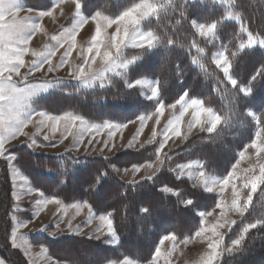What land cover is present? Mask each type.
I'll return each mask as SVG.
<instances>
[{"label": "trees", "instance_id": "16d2710c", "mask_svg": "<svg viewBox=\"0 0 264 264\" xmlns=\"http://www.w3.org/2000/svg\"><path fill=\"white\" fill-rule=\"evenodd\" d=\"M25 2L48 8L52 0ZM137 2L139 0H83L82 8L87 16L99 11L115 17ZM153 2L163 7L143 24L161 38L155 48L127 51L126 55H135L137 59L121 74L105 78L106 86L96 85L90 89L73 79L56 78V88L44 95L41 108L54 114L72 112L91 121L127 122L154 108L155 103L142 99L138 89L127 87L129 80L146 76L157 80L163 103L176 101L187 90L189 97L203 100L205 106L212 107L225 122L218 126L217 133L209 134L204 130L170 152L171 159H165L154 178L139 184L117 174L116 165L129 163L118 157L76 155L70 150L57 154L36 152L27 143L10 149L17 152L21 171L45 195L65 202L84 200L96 212L112 213L117 244L110 243L107 237L90 239L73 233L52 236L45 231L30 235L32 242L46 246L54 257L71 264H106L125 257L147 262L163 235L175 233L178 240L194 236L201 226L199 213L214 208L219 196L185 177H174V167L200 160L207 172L224 176L261 127L255 117L264 120V75L251 80L264 65V48L239 47L247 41V34L240 30L242 23L254 35L264 37V0ZM228 12L233 14L231 18L226 17ZM237 13L242 19L235 18ZM193 19L200 23L220 21L215 37L198 35L190 23ZM168 40L173 43L169 45ZM198 48L203 51H197ZM219 49L229 56L231 75L238 85L252 87L247 97L231 85L214 63L213 56ZM76 82L81 87L75 86ZM250 112L254 115H249ZM153 148L145 147L134 153V162L152 160ZM5 171L0 168V257L11 264H22L8 243L15 205L8 187L4 189L7 186ZM165 186L180 195L161 191ZM188 198L193 204L185 207L182 201ZM142 208H149L150 214H143ZM257 220H264V185L253 194L245 215L238 218L237 224L226 234V243H231L245 224ZM219 264H264V225L251 229L241 248L225 252Z\"/></svg>", "mask_w": 264, "mask_h": 264}, {"label": "snow or ice", "instance_id": "6c2138e0", "mask_svg": "<svg viewBox=\"0 0 264 264\" xmlns=\"http://www.w3.org/2000/svg\"><path fill=\"white\" fill-rule=\"evenodd\" d=\"M75 3V15L79 17L77 23L73 26L71 31H66L61 33L59 36H53L52 39L60 41L69 40V47L63 53L61 59V65L67 63V57L71 56L72 50L75 47L76 33L85 24L88 23L89 19L95 22V34L91 37V45L87 48L86 53L83 51L80 53L84 58L83 61L77 65L75 70H70V75H73L76 79L82 80L85 84L89 81H95L97 79L103 80L106 74L114 69H120L121 71L128 69L129 65L134 63L137 59L134 57L132 60H127L123 56V50L128 46L129 42L136 48L143 50H151L155 48L160 43V37L157 36L152 30L143 31L140 28L141 22L146 18L157 14L163 5H157L153 0H139L137 3H133L130 7H127L115 18L110 16H105L101 12L97 11L90 16H81V9L83 0H74ZM59 6V5H57ZM35 9L30 7H25L23 0H0V157L5 158L8 161L9 167H12V162L16 160L14 155L10 154V149L5 147L6 141L10 138H14L17 133L23 132V127L28 123L32 122L33 115L41 117L40 123L43 124L45 119L52 122V130H58L59 124L63 121L65 124L64 134H72V129L76 128V122L80 121V137L83 136L84 132H96L99 133L102 129L107 128L109 131V136L114 135V129L123 128L125 125L112 124L110 122H105L102 125L92 124L90 126L85 125L84 119L81 116L74 115L73 113L65 112L63 115H50L45 111L36 112L31 108V100L33 97L37 96L40 92L47 91V88L38 85L29 86L27 77L34 71L41 70L44 64L49 65L48 71H53L51 64V56L55 55V52H50L48 55L44 56L42 61L33 60L28 71L24 75V79L21 85H18L13 81L12 75H20V68L25 65L24 56L30 51L27 47L32 39V36L41 30V26L36 23H30L33 20L32 13ZM21 12H26L27 15L20 16ZM54 9L41 10L36 12V18L42 19L46 16H52ZM183 17V13H181ZM231 16V13H229ZM236 19H242L239 13L236 14ZM191 26L195 29L196 33L201 37H208L210 35H215L217 25L220 21H213L212 23H200L196 19L190 21ZM115 25V31L110 35L107 34V29ZM240 30L247 34V41L242 42L239 47L244 48H255L257 45L264 48V37H258L249 31L245 24H241ZM167 43L171 45L172 40H168ZM197 51H203V49L198 48ZM33 57H39L43 55L36 51H31ZM234 55V54H233ZM99 59L103 65L102 69H93L92 65H95ZM214 63L216 66L222 70L224 75L228 78L229 82L233 87H237L238 91L242 93L245 97L252 93V87L250 85H238L236 79L231 77L232 62L229 56L225 52H219L213 56ZM121 74L117 72V75ZM264 75V65L258 69L255 75L251 77L252 81H255L257 77ZM145 81L137 79L134 84H128V87H134L136 85H142ZM103 86V84H101ZM189 93L187 90L183 92L182 95L175 101V103L167 105V107L176 109L179 105L180 112L179 115L175 117L174 120L168 122V126L165 131L171 132L172 135L180 136L181 130L180 125L182 123L183 117L186 113L191 110L192 121L189 124V130L193 126L199 125L202 130H206L209 134L217 133L218 126L225 122V118L218 114L212 107H206L204 101L198 98L189 99ZM150 100H157V107L155 113L157 115V124L159 123V116L163 115L165 104L159 100V85L152 87ZM249 115H254V113H249ZM142 124L145 117H139ZM259 129L255 132V138L251 140L250 144L245 146V149L239 153V159L232 165L231 170L227 171L226 175L222 178L217 179L214 177H209L208 174L203 170L204 164L200 161H190L188 163L177 165L174 171H179V177H183L187 170V175L191 177V170L196 167L199 170V181L198 186L202 187L208 192L218 191L219 195L223 197V194L231 188L232 199L229 203L224 199H220L215 205V209H219V214L217 216L216 222L210 227L205 226V221L201 220V227L196 231V236L204 235L207 239V253L203 257L201 264H216L219 257L222 256L220 251L221 246L225 239V233L219 231V229L227 227L229 231L232 227L237 224V221L232 220L229 222L226 219L228 211H235L241 217L245 215L248 211L249 206L253 200V194L257 191L260 185H264V163H259L260 160L264 159V120L260 117H255ZM155 135V132L153 133ZM187 139V136L184 137ZM44 139L47 140L48 136L45 135ZM169 137L165 135L164 139L160 142L159 148L156 150V160L159 162L160 166H163L164 160L161 159V152L168 142ZM91 143V141H89ZM36 144L35 139L32 140V145ZM54 146V145H53ZM131 145H129L130 147ZM105 147H107V142H105ZM248 148L254 149L255 156L258 161L257 165H253L247 169H244V177L238 176V166L241 161L245 159V153ZM166 159H171L170 156L165 154ZM153 163L149 162L144 165L133 164L132 172H139L142 167H153ZM125 173L128 169L124 170ZM159 171V167L156 168ZM156 171L152 175L142 177L140 181H134L133 184H139L144 180H152L156 175ZM250 174V175H249ZM178 177V178H179ZM243 180L242 184L239 182ZM250 189L249 194L246 199L242 197L240 188ZM161 191L166 193H171L179 196V192L171 187H163ZM41 195H43L41 193ZM49 203H54L60 205L61 201L55 197L46 200H36L37 205L46 206ZM182 204L187 207L193 204L191 198L182 201ZM90 214H92V206L85 203ZM72 207L77 209V214L81 210V205L75 204ZM215 209L207 212H200L199 216L204 218L208 216H213ZM143 214H150L149 208H142L140 210ZM66 214V213H65ZM112 213L107 215H100L98 217L100 224L106 226L107 233L116 238V232L114 229V221L111 218ZM223 221V223H221ZM90 222V221H89ZM258 225H264V220H257L255 223H248L243 226L240 230L239 235L232 239L231 247L227 248V251L232 252L239 250L242 246V242L245 239L246 234L251 230L256 228ZM26 227V224H20L17 228L12 231V246L14 248H19L22 245L17 243V231L19 228ZM47 227V226H46ZM59 225L57 224V228ZM68 227L71 229V221H68ZM44 231L45 229H39ZM97 232H101V226L96 228ZM55 236V233H51ZM23 240V237H19ZM186 240L189 238H185ZM165 241H171L173 243V248L175 247L178 237L175 233H167L163 235L158 246L155 248L154 254L149 261V264H160V260L163 257L165 259V264H170L167 257L171 255L170 252H162L161 245ZM110 243L113 241H109ZM26 243V241H24ZM46 251V249H43ZM25 255H29L28 248H25ZM3 264V261H0ZM121 264H135V261L125 257Z\"/></svg>", "mask_w": 264, "mask_h": 264}, {"label": "rangeland", "instance_id": "374dc122", "mask_svg": "<svg viewBox=\"0 0 264 264\" xmlns=\"http://www.w3.org/2000/svg\"><path fill=\"white\" fill-rule=\"evenodd\" d=\"M192 1H205V0H192ZM23 3L25 4L26 8L30 7L35 9V11L32 13L33 20L30 21V23H36L40 25L41 30L37 31L32 36L31 41L27 45L30 51L26 53L24 56L25 65L20 68L19 76L15 74L12 75L13 81H15L18 85H21L24 79V75L28 71L33 60L42 61L44 59V56L48 55L50 52H55V55L51 56V64L53 71L49 72L47 70L49 65L44 64L41 70L34 71L32 72L31 75L27 77L29 86L38 85L47 88V91L40 92L37 96L33 97L30 102L31 108L34 109L36 112L45 111L41 108L42 99L44 95H46L51 90L56 88L55 87L57 83L56 78L73 79L79 82L82 86L91 89L94 86L96 87V85L101 86V84L103 85L105 84L106 86L108 83L107 84L103 83L105 78L107 79L108 76L115 75L117 74V72L122 73L124 71V70L121 71L120 69H114L113 71L108 72L103 80L97 79L95 81H89L88 84H85L82 80H78L73 75H70V70H75L77 65H79L83 61L84 57L80 53L82 51L86 53L87 48L92 43L91 37L92 35L95 34V27H96L95 22L89 19L88 23L77 31L75 47L72 50V54L71 56L67 57V63L63 64V66H60L63 53L65 52V50L68 49L70 41L64 40L58 43L57 40L52 39V37L59 36L61 33H65L66 31H71L73 26L79 20V17L75 15L76 9H75L74 0H55L53 2V7H52V9H54L53 15L43 17L42 19L36 18V12L41 11L40 10L41 8H38L30 3L26 4L25 0H23ZM51 3L49 4V7L51 6ZM42 8L45 9L44 7ZM102 14L105 16L113 17L112 15H108L105 13ZM19 15L25 16L27 15V13L21 12ZM81 16H87L84 14L83 8L81 9ZM232 16L233 14H231L230 16L229 12L226 15L227 18H231ZM144 21L141 22L140 28L143 31H148V29L144 27L143 24ZM114 31H115V25L107 29V34L110 35ZM208 37L213 38L215 37V35L214 36L210 35ZM139 50L142 49L134 47L132 45V42H129L128 46L125 47L123 50V56L127 60H132L134 57L137 56L132 55L131 57V55L127 54L128 55L127 56L125 53L127 51L138 52ZM31 51H36L38 53H42L43 55L39 57H33ZM219 52H225V51L223 49H219L215 52V54ZM92 67L93 69H102L103 65L101 61L97 59L96 64L92 65ZM137 79L143 80L145 81V83L142 85H136L131 88L138 89V91L141 94V98L144 99L145 101L147 102L153 101L155 103L153 105L154 108L151 111L142 113L135 119L127 122H118L114 120L91 121L83 117L85 125L87 126H90L92 124L102 125L105 122H110L112 124H117V125L120 124L125 125V127L123 128L114 129L113 136L110 137L108 129L104 128L99 133H96L94 131L92 132L86 131L84 132L83 136L80 137L79 135L80 121L76 122L77 127L72 129V134L62 135V133H64V128H65V124L63 121L59 124L58 130L53 131L51 121H47L45 119V122L41 124L40 123L41 117L37 115H33L32 122L28 123L26 126L23 127L22 133H17L14 138H10L9 140H7L5 147L12 149L13 147H17L22 143H27L28 145H32V140L35 139L36 144L31 146V148L34 149V151L36 152L57 154L70 150L76 155H93V156H103V157H111V158L118 157L119 160H126L129 163L127 166L116 165L115 169L117 174L124 180L131 182L140 181L142 177L152 175V173L156 171L157 167H159V171H160L162 169V166H160L159 162L156 160V150L157 148H159L160 142L164 139L165 135H167L169 139L161 152V159H163L164 162L166 159L165 154H167L168 156L170 152L178 150L182 145L186 144L187 141L191 139V137L196 136L198 133H201L204 130H202L199 125L193 126L191 130H189V124L192 121L191 110H189V112L186 113L185 116L183 117L182 123L180 125L181 135L175 136L172 135L171 132L166 133L165 129L168 126V122L170 120H174L175 117L179 115L180 112L179 105L176 107V109H172L167 107V105L173 104L175 103V101L170 104L164 103L165 109L163 115L159 116V123L157 124L156 122L157 115L155 113V109L158 106L157 100H150L149 97L151 96L152 87L157 86L158 82L156 79L146 76L138 77V78L135 77L134 79L129 80L127 82V87L128 84H134L135 80ZM77 82L75 83V86L78 84ZM188 98L191 99L194 97H188ZM159 100H160V92H159ZM64 113L65 112L56 113V114L49 113V114L63 115ZM73 114L80 116L79 114H75V113ZM141 116L145 117L143 124L139 119V117ZM154 132L155 135L153 134ZM45 135L48 136L47 140L44 139ZM185 136H187V139L184 138ZM89 141H91V143H89ZM105 142H107V147H105ZM129 145L131 146L129 147ZM145 147H154L153 148V152L155 153L154 158L152 160L143 161L141 163L134 162V158H133L134 153L141 151ZM10 154L16 157V160L12 162V167H9L8 161L5 158L0 157V160H3L0 163V168L2 167L6 169V171L3 172L5 173V175H7V179L5 180L7 186H4V189L5 187L6 188L8 187L10 191V196L14 199L15 211L11 217L12 227L10 230L8 243L11 245L12 250L16 253L19 262H21L22 264H71L65 259H59L54 257L46 246L42 244H36L35 242L31 241L30 239L31 234H38L45 231L50 235L51 233H55V236H58L63 233L64 234L73 233L78 236H86L90 239H101L107 237L108 241H113L111 242L112 244H117L118 242L117 234H116V238L113 240V237L107 233L106 226H102L98 219L100 215H107L109 212L106 213L96 212L92 207V214H90L88 208L84 206L85 203L87 204L90 203L79 199L70 202H65L60 198L55 197L56 199L61 201L60 205H56L54 203H49L46 206L37 205L36 200L51 199L54 196L45 195L41 190L36 188L30 182L29 178L18 167L17 152L15 151L13 152L11 150ZM237 159H239V156ZM190 161H200V160H190ZM149 162H152L154 166L151 168L142 167L139 172L136 173L132 172L133 164L144 165ZM259 163H264V159L260 160ZM253 165H257L258 167V161L255 156L254 149L248 148L245 153V159L242 160L240 165L238 166V172H237L238 176L243 178L245 175L243 170ZM176 167L177 165L174 167V169H176ZM125 169H128L127 173H125L124 171ZM199 170L200 169L193 167V169L191 170L192 172L191 177L187 175V170H185L186 174L183 177L189 179L192 182V184L198 185V181L200 179L198 175ZM203 170L208 174L209 177H214L217 179L223 177L211 172H207L205 168ZM159 171H156V174ZM174 172H175L174 177L178 178L179 171H174ZM242 183L243 180L239 182V184ZM260 187L261 185L258 187V189ZM240 191L242 193V197L246 199L247 195L250 192V189H244L241 187ZM41 193L43 195H41ZM215 193H217L219 196L217 203L219 202L220 199H224L229 203L231 202L232 199L231 188H229L223 194V197L219 195L218 191H216ZM75 204L81 205V210H79L78 214H77V209L72 207V205ZM213 209H215V207L209 211H212ZM218 214H219V209H215V213L213 216H208L204 218L201 217L205 221V226L210 227L213 223H215ZM240 217L241 216L235 211H228L226 219L229 222H231L232 220L236 221ZM69 220L71 221L72 224L71 229L68 227ZM221 223H223V221H221ZM20 224H26V227L19 228L17 231V236H18L17 243L21 244L22 246L19 248H14L12 246V239H11L12 231L14 228H17V226ZM57 224L59 225L58 228H57ZM98 226H101L102 228L101 232L95 231ZM39 229H45V230L40 231ZM219 231L225 233V238H226V234L229 232L227 227L219 229ZM19 237H23V240L19 239ZM186 238L189 239L186 240L185 238H183L178 240L174 248H173V243L171 241H165V243L160 246L162 252L171 253V255L167 257L170 264H201L203 257L206 255L208 251L207 239L205 238L204 235L201 236L194 235ZM24 241H26V243H24ZM228 247H231V243H226V240L224 239V242L220 249V251L222 252V256L225 252H229L227 251ZM25 248H28L29 255H25ZM43 249H46V251H43ZM222 256L217 259L216 264H219ZM123 259L119 261H109L106 264H121V261ZM0 261H3V264H11L1 257H0ZM133 261H135V264H149L150 260L147 262H138L136 260ZM160 264H165V259L163 257L160 260Z\"/></svg>", "mask_w": 264, "mask_h": 264}, {"label": "crops", "instance_id": "0c3cea01", "mask_svg": "<svg viewBox=\"0 0 264 264\" xmlns=\"http://www.w3.org/2000/svg\"><path fill=\"white\" fill-rule=\"evenodd\" d=\"M55 0H52V3H51V6L50 7H48V8H51L52 9V7H53V2H54ZM48 8H45V9H43V8H41L40 10H48Z\"/></svg>", "mask_w": 264, "mask_h": 264}]
</instances>
